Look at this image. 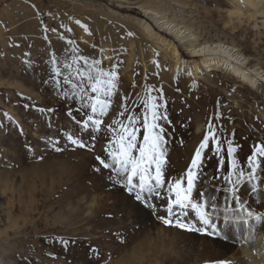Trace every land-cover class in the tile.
<instances>
[{"label": "rangeland", "instance_id": "1", "mask_svg": "<svg viewBox=\"0 0 264 264\" xmlns=\"http://www.w3.org/2000/svg\"><path fill=\"white\" fill-rule=\"evenodd\" d=\"M143 6L178 20L190 34L179 38L162 29ZM254 12L238 0H0V264H251L242 253V240L247 235L264 240V158L255 181L237 186L234 195L224 177L231 171L229 144L246 172L254 146L264 147V87L252 90L224 72L203 69L195 75V65H202L189 49L192 43L220 41L264 70V22ZM140 19L151 26V34ZM52 53L64 75L63 64L75 55L99 60L102 68L118 74L95 141L78 133L68 115L71 110L83 120L89 112L77 113L71 85L57 88ZM63 92L70 94L67 100ZM125 98L129 109L140 105L137 113L144 100H155L166 117L158 121L166 140V187L151 201L157 206L154 214L146 211L139 219L125 194L106 183L107 170L103 177L94 171L99 166L95 157L104 158L108 145L104 126L123 119L118 114ZM210 120L221 136L225 164L219 167L210 141L192 198L204 203L208 192L217 196L221 220L215 221L210 205L205 211L218 229L224 209L244 210L235 219V239L229 230L227 241L223 231H189L158 219L168 217L167 203L175 195L167 186L186 175ZM69 131L82 135L87 146L67 144L62 137ZM143 134L140 130V141ZM56 140L62 151L53 150L50 141ZM187 211L182 222L203 227L195 212Z\"/></svg>", "mask_w": 264, "mask_h": 264}, {"label": "snow or ice", "instance_id": "2", "mask_svg": "<svg viewBox=\"0 0 264 264\" xmlns=\"http://www.w3.org/2000/svg\"><path fill=\"white\" fill-rule=\"evenodd\" d=\"M76 23L80 24V21L77 20ZM82 27L87 31L86 26L82 25ZM53 31L55 30L53 29ZM68 31H71V29H68ZM68 43L70 44L71 41H68ZM71 51L73 53L78 52L77 49ZM50 62L52 64V79L57 88H62L64 84L71 85V98L74 103L79 105L77 113L85 110L89 112L86 119L80 120L73 116L71 110L68 111V115L72 117L78 126V133H86L90 140L95 141L97 139L96 134L102 131L103 118L108 114V109L111 107L110 97L117 87V72L107 71L100 66L101 62L99 60L90 62L87 57L81 55H75L70 63L63 64V68L68 70L67 75L62 72L59 58L55 53H52ZM81 62L84 67L80 66ZM74 65L75 67H73ZM150 92L151 89H149ZM92 93L96 95L93 96ZM62 95L67 100L70 94L63 92ZM135 107H140V105L137 104ZM135 107L129 109L127 98H125L124 103L121 105L122 110L118 114L123 119H114L110 124L104 126L103 133L108 135V145L105 148L104 158L95 157L99 166L95 167L94 171L103 177V170H107L106 183L125 194L130 212L139 219L146 211L150 215L154 214L157 206L151 201L160 198V191L166 187L163 171L166 140L163 134L164 129L158 123L160 119H166V117L158 111V104L155 100H151V102L144 100L143 110L139 113L135 111ZM5 115L7 116V114ZM8 118L11 119V117ZM140 130H143L144 133L142 141L138 139ZM104 134L101 135V138H105ZM62 138L67 144L74 147L83 149L87 146L82 135H74L70 131ZM210 141L212 142L213 155L218 159L219 167L223 168L225 160L221 136L217 134V128L212 126L210 120L208 130L191 160L186 175L172 181L167 186L168 192L175 195V199L170 196L167 203L168 217L161 216L158 219L162 220L165 225L174 224L189 231L207 232L209 227L217 235H221V231H223L222 238L227 241L229 230L232 239H235L233 229L239 226L235 223V219L244 210L240 207L232 211L227 208L224 209L222 229H218L215 221H220L221 216L217 209V196L208 192L205 198V191H201L199 195L201 198H205L204 203H197L192 198L196 187L195 182L202 175L204 152L209 148ZM50 143L53 150H63L56 147L59 140L50 141ZM227 153L230 157L229 168L231 171L224 179L227 181L228 191L234 195L237 186L245 182L255 181L257 169L262 164L260 158H264V147L254 146L252 155L247 157V172L238 164L235 149L231 144L227 147ZM185 180L186 187L184 186ZM251 191L254 194L257 192L254 184ZM224 198L227 199V192H225ZM206 205L211 206L215 221L205 211ZM189 209L195 212L198 222L203 227L197 228L195 223L185 224L182 222L181 217L186 216ZM173 216L176 217L175 220L172 219ZM257 222H259L258 214ZM60 243L67 246L68 241L61 240ZM92 251L96 252V250ZM96 255L99 256L98 253ZM221 264H225V262H221Z\"/></svg>", "mask_w": 264, "mask_h": 264}, {"label": "bare ground", "instance_id": "3", "mask_svg": "<svg viewBox=\"0 0 264 264\" xmlns=\"http://www.w3.org/2000/svg\"><path fill=\"white\" fill-rule=\"evenodd\" d=\"M240 3L245 6H249L254 9V13L257 15H262V22H264V12L260 11L264 0H238ZM144 10V13L147 16L154 18L162 29H167L170 33L175 34L177 37L182 38L184 34H190L189 29L186 27H179L177 21L169 20L166 16H158L159 12H154L150 7L145 8L140 7ZM256 15H250V19H254ZM143 27L149 31V34L152 32L151 26L147 23L146 20L140 19L138 21ZM181 25V24H180ZM192 32V31H191ZM194 34V33H193ZM187 35V36H188ZM193 35L191 34V37ZM160 39V38H159ZM162 39V38H161ZM190 52L193 58H197L202 65L200 67L197 63L194 67L195 75L203 73V69L206 72H224L232 77H234L237 82L242 83L243 85L251 88L252 90H258L260 86L264 87V70L259 65L250 66L249 60L245 57L239 49L233 45H226L223 42H204L198 44L190 45ZM173 55L176 58H179L178 49L173 45L172 48ZM202 70V71H201ZM264 97V96H263ZM241 215H237L236 218ZM243 217L248 218V216L243 215ZM254 217L250 216L248 220L253 219ZM247 220V221H248ZM249 222V221H248ZM245 229H249L245 227ZM250 230V229H249ZM264 233V232H263ZM242 240V239H241ZM243 244L247 247H243V255L247 259H250L251 264H261L264 262V240L263 237L254 235L245 236L243 239ZM241 243V242H240ZM225 246V245H224Z\"/></svg>", "mask_w": 264, "mask_h": 264}]
</instances>
